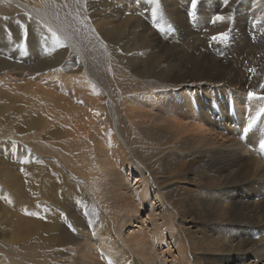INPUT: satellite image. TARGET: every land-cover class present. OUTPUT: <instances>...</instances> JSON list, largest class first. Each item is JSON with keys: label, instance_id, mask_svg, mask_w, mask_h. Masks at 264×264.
Wrapping results in <instances>:
<instances>
[{"label": "bare ground", "instance_id": "bare-ground-1", "mask_svg": "<svg viewBox=\"0 0 264 264\" xmlns=\"http://www.w3.org/2000/svg\"><path fill=\"white\" fill-rule=\"evenodd\" d=\"M203 1L222 3L221 21L239 1L243 57L178 59L193 46L177 16L125 89L141 7L119 8L130 18L117 27L103 15L115 0H0V149L29 171L22 214L0 202V264H28L30 247L37 264H264V0ZM201 6L191 20L208 18ZM202 36L204 56L216 42Z\"/></svg>", "mask_w": 264, "mask_h": 264}, {"label": "rangeland", "instance_id": "rangeland-1", "mask_svg": "<svg viewBox=\"0 0 264 264\" xmlns=\"http://www.w3.org/2000/svg\"><path fill=\"white\" fill-rule=\"evenodd\" d=\"M61 1L64 2L65 0H61ZM79 1L83 5L84 0H79ZM201 4H204V9L209 14L208 18L206 20H203V21H198L197 19L191 20V18H193L197 14V12L201 13L203 11V7L201 6ZM239 4H240L239 1H237L235 4H233L230 7V8H232V10H229L228 18L226 20L221 21V20H217L216 17L220 16L222 14V9H223L222 3H220V4L211 3V7H209L207 4V1H203V0H201L199 3H197L195 5H193L192 0H139V1L138 0H115V3H112V5H110V7H108L107 12L106 13L103 12L104 13L103 15L105 18H108L110 20H114L113 24H115V26H117V27L120 26V23L123 24V23H125L126 19L130 18L129 14L121 13L119 8L121 10L128 9L130 14L132 15V13L134 11H137V9L141 7V11L140 10L138 11V13L135 16V19H133L131 22H129V24L133 23L132 26L131 25L127 26L128 32L132 33L130 38H129V42H128L131 44L128 47V49H129L128 51L132 52V53H130V54L128 53L127 56H125L126 51L125 52L122 51L123 52L122 59L126 63L127 68L123 67L124 69H121L118 71L117 78L119 80V83H121L122 87L125 89H130L136 85V81H137L136 79L137 78H133L129 75H131L133 67L135 65H139L140 63H142V61L143 62L145 61L144 60V59H146L145 58V56H146L145 48L147 45L146 42L148 41V38L151 37V34H153L152 36H155L156 35L155 33H158L159 31L161 32L162 25H163L165 31L172 32L170 35H171V37H174L176 35L174 25H172V27L171 26L168 27V26H169V23L171 21L173 23L175 22L174 20L177 18V16L188 18V20L185 21V23H186L185 26H181V28H179V29L182 30L181 33H186V30L189 31L192 29L190 31V35H188V37L186 39L189 42V44L193 46V49H185L183 47L176 49L175 53H176V56L178 59H182V57H179V55H178L179 53H182L183 55H185L187 57V59L191 58L190 60H193V61L201 60V61L210 62V61H213V58H215V56H217L216 53H213V52L216 51L217 48L218 49L223 48V49H229V51L225 50V52H224L226 54L225 56H230V60L232 59L234 61H237L238 58H234L233 53H231V52H238L239 56L243 57L244 52H247V50L250 48V46H252L251 44L246 45L247 42H250L249 41L250 39L248 38L249 36L244 35L238 29L236 30V28L234 26L235 19L238 15V8H239V6H241ZM158 10H162V13L164 14V16L161 15V17L163 19V20H161V23L158 19V18H160L159 14H158ZM250 10H254V8H252ZM155 13L157 14V17H155L156 16ZM107 15H110V18ZM165 22H169V23L165 25ZM194 24H196V25H194ZM125 25H127V23ZM146 25L150 26L148 28L147 34H146L147 39L141 40V39H139L140 33L144 30V28L147 29ZM194 26L195 27L199 26V27H198V29L197 28L194 29L195 28ZM215 29L217 30L216 32L212 31ZM221 33H223L224 35H221ZM200 35H203L202 38L205 40H206V38L207 39L210 38L211 39V40H209L210 44L215 45V42H216V45H215L216 47L210 48L209 53H207L206 55L204 54V56H203V54L198 53L199 52V49H198L199 46H201L202 49L204 50V47L202 45V41L194 38V37L199 38ZM213 37H216V38L214 39ZM177 38L176 39L171 38V40H172L171 43H174L173 41H180L181 40V38H178V39ZM237 38H239V40L236 41ZM239 42H242V43H239ZM252 44H253V42H252ZM209 46H212V45H209ZM137 50H138V52H137ZM188 50H191L193 52V55H189ZM134 52H136V54ZM134 55H136V56H134ZM257 57H259V59H261V60L264 59V55L260 54V52L257 55ZM178 59H172L171 61L174 63L169 64V65L175 64V61H177ZM13 60H17V59H13ZM153 63H156V62H153ZM157 65L159 68H163V67L168 68L169 67V65H167V59L161 63H157ZM151 67L152 66L149 65L145 70L148 71L149 69H151ZM130 82L132 84H130ZM128 85H131V86H128ZM146 89L147 88H144V86H143L140 90H146ZM244 110L248 112V110H246L245 108H244ZM137 131L134 135L139 136L140 135L139 130H137ZM139 137H141V136H139ZM8 138L11 139V137L0 136V142H6L9 140ZM25 143H26V141H24V144ZM0 152H3V151H1V149H0ZM3 153L0 154L1 165L3 167V170H2L3 171V173H2L3 182L1 181V183H2L1 186H2V188H4V187L6 188V189L5 188L4 189L7 191V193L5 195H3V197H2V194L0 193V202L1 201L3 202V200L6 201L7 208H8L9 213L11 215H13L14 213H17V212H20L19 214H22L21 210H17L14 207L24 206L25 204L28 203V199L23 195L22 196L16 195L15 193H16L17 189L19 190L20 188H22L21 187L23 184L22 182H23L26 174H28L29 171L26 170L24 168V166L21 164V162L19 160H17L15 157H12V159H11V156H9L7 154V153H9L8 150L7 151L5 150ZM17 155L18 154H16L15 156H17ZM36 156L38 157V155H36ZM4 174H5V176H4ZM8 174H10V175H8ZM132 177H133L131 179L132 183L130 184L131 187L135 183L137 176L135 174ZM16 179H18V180H16ZM12 186H14V187H12ZM136 186L137 185L135 184V186H133L132 188H134ZM8 192H11V193H8ZM16 197H18V199ZM3 198H5V199H3ZM14 201H16V202H14ZM12 204L13 205L16 204V205L13 206ZM142 215L145 218L146 213H144ZM73 229H75V228L73 227ZM125 230H127V228H125ZM71 247H69V248H71ZM30 249H28L27 252L25 253L26 262L28 264H37V262H40L39 258H40L41 254L38 251L35 252L31 247H30ZM68 255L64 254L62 256V259H68Z\"/></svg>", "mask_w": 264, "mask_h": 264}, {"label": "snow or ice", "instance_id": "snow-or-ice-1", "mask_svg": "<svg viewBox=\"0 0 264 264\" xmlns=\"http://www.w3.org/2000/svg\"><path fill=\"white\" fill-rule=\"evenodd\" d=\"M192 3H193V5H195L196 4V0H192ZM216 19L220 20V19H223V17L217 16ZM221 35H224V34L221 33ZM213 38L215 39L216 37H213ZM248 95H249V97H252V96L255 95V93L249 92ZM261 146L264 147V144H262ZM33 215H35V213H33Z\"/></svg>", "mask_w": 264, "mask_h": 264}]
</instances>
